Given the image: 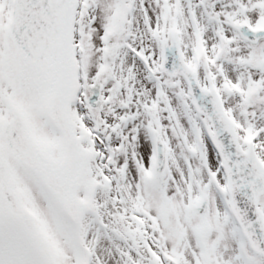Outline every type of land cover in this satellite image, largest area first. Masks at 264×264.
Wrapping results in <instances>:
<instances>
[{
    "label": "snow or ice",
    "instance_id": "obj_1",
    "mask_svg": "<svg viewBox=\"0 0 264 264\" xmlns=\"http://www.w3.org/2000/svg\"><path fill=\"white\" fill-rule=\"evenodd\" d=\"M0 264H264V0H0Z\"/></svg>",
    "mask_w": 264,
    "mask_h": 264
}]
</instances>
